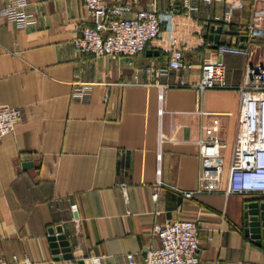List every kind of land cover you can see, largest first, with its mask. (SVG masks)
<instances>
[{
	"label": "crops",
	"instance_id": "obj_1",
	"mask_svg": "<svg viewBox=\"0 0 264 264\" xmlns=\"http://www.w3.org/2000/svg\"><path fill=\"white\" fill-rule=\"evenodd\" d=\"M171 1L175 9L182 2L157 0L158 11L169 9ZM229 1L235 6L231 28L246 23L259 5V0L196 4L198 19L209 22L207 41L211 28L216 35ZM7 2L0 0V10ZM26 2L28 24L0 17V105L22 109L14 131L0 138V256L11 260L27 253L30 264H87L95 257L99 264H124L126 255L134 254L141 264L145 250L159 246L154 224L192 220L198 227L199 264H264V248L243 231L249 199L225 193L237 89L198 94L171 87L160 103L155 86L133 83L127 57L74 50V25L90 24L82 0ZM147 4L139 0L134 7ZM219 40L249 48L247 58L222 57L228 84L242 82L248 61L264 65V37L241 41L230 31ZM153 51L134 59V66H164L167 55ZM208 56L216 57L206 47L185 52L184 59L198 65ZM197 75L194 71L191 78ZM76 76L90 84L86 100L74 96ZM173 80L170 74L161 82ZM199 111L217 114V136L227 143L224 170L220 181H209L207 190L185 198L181 191L198 186L196 140L211 122ZM160 131L167 139L158 155ZM118 181L127 183L126 200ZM49 230L65 236L71 257L54 253Z\"/></svg>",
	"mask_w": 264,
	"mask_h": 264
},
{
	"label": "built area",
	"instance_id": "obj_2",
	"mask_svg": "<svg viewBox=\"0 0 264 264\" xmlns=\"http://www.w3.org/2000/svg\"><path fill=\"white\" fill-rule=\"evenodd\" d=\"M139 0L109 4L107 0H82L90 19L89 25H74V50L80 54L101 56H125L128 65L134 67L133 83L152 85L158 90L161 103L167 88H188L202 94L207 89H237L239 94L238 117L234 140L229 157L226 179V194H240L250 199L264 200V65L260 61H248L242 82L235 86L225 80L222 57L226 54L249 57V48L237 43H217L206 40L208 20L200 21L196 16V4L207 7L227 0H182L178 9L173 7L158 11L157 0H148L147 7H134ZM26 0H8L0 10L6 17L21 25L29 23L25 11ZM234 3L227 2L219 24L238 36L247 38L264 37V0L254 7L249 20L231 29ZM215 27V26H213ZM209 48L214 57H203L198 65L184 59L187 51ZM147 49L167 55L164 66L153 63L142 67L134 66V59L143 56ZM198 71L195 78H191ZM174 75L173 82H161L163 76ZM74 96L83 101L88 98L90 84L76 76ZM107 94L105 95V98ZM159 112H162L161 104ZM211 116L209 125L202 126L196 140L198 147L197 188L181 191L185 198L207 190L209 181H220L224 170L223 151L227 143L217 136L219 123L217 114L199 111ZM22 115L18 106L0 105V138L14 131ZM167 139L158 134V155L161 144ZM159 157V156H158ZM123 198L127 199V183L118 181ZM156 197V193L153 194ZM72 212L77 211L74 203ZM152 233L159 241L157 248L145 250L141 264H199V234L192 220L166 221L154 224ZM210 239V238H209ZM89 264H99V258H91ZM0 264H30L27 253L21 258L13 256L7 260L0 256ZM124 264H138L134 254H127Z\"/></svg>",
	"mask_w": 264,
	"mask_h": 264
},
{
	"label": "water",
	"instance_id": "obj_3",
	"mask_svg": "<svg viewBox=\"0 0 264 264\" xmlns=\"http://www.w3.org/2000/svg\"><path fill=\"white\" fill-rule=\"evenodd\" d=\"M211 34L208 36V42H212V48L216 46L217 43H230V40L222 42L219 40L220 34L229 33L230 30L227 27L218 26L216 28V35H213V28L210 29ZM240 40H246L245 36H240ZM157 54L158 51H153ZM243 231L246 236H248L252 242L258 246L264 248V200L262 199H250L244 204L243 213ZM48 240L50 245L54 249V253L57 254L59 251L64 253V257H71L70 249L68 247V241L62 234H55L53 230H49ZM61 247V250H59ZM89 260L87 264H89ZM79 264H84L83 260L79 261Z\"/></svg>",
	"mask_w": 264,
	"mask_h": 264
},
{
	"label": "trees",
	"instance_id": "obj_4",
	"mask_svg": "<svg viewBox=\"0 0 264 264\" xmlns=\"http://www.w3.org/2000/svg\"><path fill=\"white\" fill-rule=\"evenodd\" d=\"M231 29L233 30V27Z\"/></svg>",
	"mask_w": 264,
	"mask_h": 264
}]
</instances>
